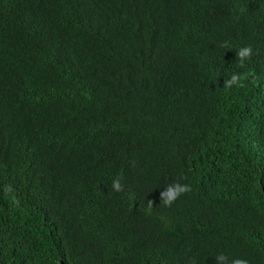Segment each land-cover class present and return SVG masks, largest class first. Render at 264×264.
<instances>
[{"label": "trees", "instance_id": "trees-1", "mask_svg": "<svg viewBox=\"0 0 264 264\" xmlns=\"http://www.w3.org/2000/svg\"><path fill=\"white\" fill-rule=\"evenodd\" d=\"M219 254L264 264V0H0V264Z\"/></svg>", "mask_w": 264, "mask_h": 264}, {"label": "clouds", "instance_id": "clouds-1", "mask_svg": "<svg viewBox=\"0 0 264 264\" xmlns=\"http://www.w3.org/2000/svg\"><path fill=\"white\" fill-rule=\"evenodd\" d=\"M226 47L227 45H223ZM237 57L239 60V67L245 66V61L251 59L253 55V49L251 45L241 47L237 50ZM242 75L240 73H233L230 77V79L226 80L224 82V85L226 88H231L232 86L240 87L242 83ZM112 189L114 191L120 192L123 191V185L120 182L119 179H115L112 182ZM191 191L190 185L187 184H180L178 182L172 183L166 186L165 190L161 192V202L165 206H170L181 194ZM153 204L152 200L148 201V207L151 208ZM217 264H220L222 261H228V257L224 254H219L215 257ZM231 264H249V261L242 259V258H236L231 260Z\"/></svg>", "mask_w": 264, "mask_h": 264}]
</instances>
